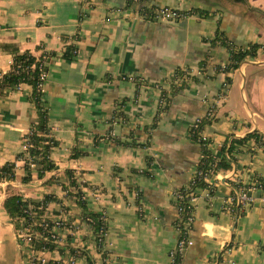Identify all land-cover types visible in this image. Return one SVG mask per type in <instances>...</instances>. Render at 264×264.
I'll return each mask as SVG.
<instances>
[{
  "label": "crops",
  "instance_id": "obj_1",
  "mask_svg": "<svg viewBox=\"0 0 264 264\" xmlns=\"http://www.w3.org/2000/svg\"><path fill=\"white\" fill-rule=\"evenodd\" d=\"M126 2L0 0V72L9 70L12 48L36 58L55 54L47 63L43 98L56 141L49 153L54 167L41 177L33 167L23 182L26 171L16 158L38 118L31 86L0 96V167L14 163L13 178L0 179V197L17 194L28 203L47 197L48 214L64 215L65 209L67 218L78 219L82 210L66 190L75 178L88 210L107 217L109 264H170L178 238L174 192L188 184L200 156L191 137L194 118L216 105L214 119L203 126L216 157L232 139L254 132L264 140V0H145L149 7L186 13L163 23L138 17L136 5ZM217 29L242 48L260 45L255 56L216 73V64L229 61L223 46L207 41ZM67 49L72 58L62 57ZM177 70L187 78L158 115L161 91L169 93ZM223 80L228 87L220 100ZM113 137L135 142L122 145ZM247 143L253 146L251 139ZM234 157L230 168L209 179L211 198L198 190L180 264H264L261 197H252L239 214L225 209L238 191L235 183L248 184L253 176L264 181V147L241 148ZM94 236L82 224L66 248L45 256L62 260L64 249L78 248L77 264H100ZM12 240L16 250L8 264H30L28 249Z\"/></svg>",
  "mask_w": 264,
  "mask_h": 264
},
{
  "label": "trees",
  "instance_id": "obj_2",
  "mask_svg": "<svg viewBox=\"0 0 264 264\" xmlns=\"http://www.w3.org/2000/svg\"><path fill=\"white\" fill-rule=\"evenodd\" d=\"M126 4L130 5V0H127ZM139 7H145L147 9L148 6L144 5L143 3L140 4ZM144 9V8H143ZM150 9V8H148ZM207 41L211 45H221L223 46L229 53V61L225 65V71H230L238 67L239 63L246 57V56H255L256 49L260 46L257 44H249L246 48H242L239 45L234 44L223 31L217 29L212 38L207 39ZM4 48H8L4 46ZM12 63L10 68L6 72H0V96L6 95L12 90H15V87L18 84L25 83L31 86V93L29 95L30 101L34 104L37 111V120L31 124L28 132L25 134L24 137L29 138L31 147L28 148L27 154L23 152L18 155L16 159L23 160V166L25 169V175L22 178L23 182H27L30 180V172L31 166L33 165L34 168L37 169L38 177H41L46 171H50L54 166L53 162L50 160L49 153L53 146L56 145V141L49 135V126L47 123V110L44 105V94L40 93L36 90V85L40 81L41 74L46 75V68L47 63L50 61L52 57L55 56L53 53L44 52L38 58L33 56L28 51L19 52L18 49L12 48ZM45 55V59L42 56ZM71 49H67L62 57L72 58ZM205 61L201 62V66L205 67ZM216 73H219V67L215 68ZM186 73L182 70H177L174 72V75L171 76L169 79L170 91L169 93H165L166 91H161V95L165 99V103L160 108L161 111H164L167 107L170 95L175 91V89L181 87L185 79L183 78ZM187 77V76H186ZM176 80H180L179 84ZM159 111V109H158ZM153 126V125H152ZM153 129V127L151 128ZM191 137L194 142L198 141V135L194 130L191 129ZM115 143L128 145L134 144V140L129 138V141H120L118 137L112 138ZM253 141V146H250L247 142L248 140ZM149 140V136L148 139ZM146 140V141H147ZM147 143V142H146ZM210 143V142H209ZM137 144V143H136ZM143 145V144H141ZM243 145V146H240ZM246 148L247 150H254V148L264 147V140L262 137L257 133H250L246 135L242 139H232L228 146H223L220 151V155L216 157L210 148L207 146H201L200 148V156L195 168V173L192 175L190 181L185 186L177 189L175 191L176 194H181L182 199L178 201H174L175 206H187V200L189 195H194L198 197V190L205 189L208 193L210 198L212 197L214 187L210 183L206 181L207 174H215L220 169H228L230 168V163L235 160L234 154L236 152L241 151V148ZM225 153H228L230 156L227 158ZM26 158H29L28 160ZM13 168L14 163H8L0 167V179H12L13 178ZM257 184V187L264 189V181L253 176L251 177L248 184H240L235 183L234 186L236 188H243L246 189L249 186ZM66 190L69 194L74 195V197L78 198L81 195V191L75 190V180L69 178L68 186ZM49 198L44 197L39 202L28 203L24 201L20 195L12 194L6 197L2 202V207L4 212L9 217L11 222H15V218H27V213L29 211H36L37 215L42 214L37 207L47 202ZM78 206L82 210L83 217H89L91 220V228L95 235L96 242L98 241L97 249L100 250L103 241L105 240L106 236H103L102 233L107 232V217L104 212L96 213L90 212L86 206L84 200L77 201ZM28 205H31V209H28L26 212L24 211ZM234 211L233 214L242 212L239 205H233ZM185 217V213L178 214V219H182ZM178 219L176 221V225L178 224ZM192 225V224H191ZM190 225V227H191ZM14 229H17L19 226L18 224H14ZM189 227V228H190ZM36 250L42 249L43 247L48 248L49 250L53 248H57L55 244L48 241L45 237L36 239L33 244ZM183 254L176 258L175 264H180Z\"/></svg>",
  "mask_w": 264,
  "mask_h": 264
},
{
  "label": "built area",
  "instance_id": "obj_3",
  "mask_svg": "<svg viewBox=\"0 0 264 264\" xmlns=\"http://www.w3.org/2000/svg\"><path fill=\"white\" fill-rule=\"evenodd\" d=\"M143 2H145V0H130V5H129V6L136 5L135 15L143 19L154 20V21L163 23V22L181 20L186 15V13L181 10H178L176 8H170L167 6H158V7L148 6L147 9L145 7H139L140 4H142ZM42 58L45 59V55H43ZM225 65L226 64H222V65L216 64L215 68L218 66L219 73H224V72H227L225 71ZM186 76H187V73L183 78L186 79L187 78ZM45 78H46V75L41 74L39 78L40 81L36 85V90L43 94L45 92ZM23 84L25 83L18 84L15 87V90H19ZM227 87H228L227 80H223L221 83L220 91L217 96L218 99L223 100L225 98ZM165 102L166 101L164 97L160 95L158 102H157L158 108H159L158 115L163 113V111H161L160 108L163 106ZM215 114H216V105L210 104L208 108L206 109V111L202 115L194 118L192 122L191 129L194 130L196 134L198 135V141H196V143L199 145V147L207 146V148L211 149V146H210L211 143H209L210 140L203 132V126L207 124L208 122L212 121L215 117ZM30 147H31L30 140L29 138L25 137L24 144H23V153L27 154L28 148ZM26 159L28 160L29 158H26ZM30 166L32 167L33 165H30ZM212 176H214V174L213 175L207 174L205 176L206 181L209 184H210L209 179ZM72 179L75 180V178H72ZM257 186H258L257 184H254L246 189L239 187L236 193V196H234L233 198H228L227 200L228 202L225 205L226 211H229L230 213L233 214L234 204L239 205L241 209L246 208V206L252 200V197L248 196V192H254L256 190H259L261 192V195H262L261 200L264 202V189H261L260 187H257ZM81 188H82L81 184L78 181L75 182V190L77 189L78 191H80ZM206 195L208 196L207 191H206ZM73 199H74V204L78 205L77 201L78 200L85 201L86 197L83 195L81 191L80 197L75 198L73 195ZM180 199H182V195L176 194L174 192V200L178 201ZM196 199L197 197L191 194L189 195V198L187 200V203H188L187 206H184V207L175 206L178 214L179 213L183 214L184 212L185 217H183L182 219L181 218L178 219V224L176 225V231L178 233V238H177V242L174 248L170 252V264H175L176 258L184 253V249H185L186 242H187V235L190 229L189 227L194 221V206H195ZM47 204L48 202H44L43 204L41 203L39 207H37L38 210L42 212V214L44 213V216L42 218H41L42 214L37 215L36 211L26 212L28 209H31V206L28 205L26 207L24 211L27 213V218H19L20 227L17 230V237H18L17 245L20 249L22 247H26L29 251V254L31 252V254L29 255L30 264H77L79 257H80V252H81V249H78V248H73V249L71 248V250H69V248L64 249V250H67V256L65 260H61V259L52 260L44 256L35 257L32 255V252H35L32 247L36 239L45 237L48 241L52 242L53 244L56 243L55 244L56 247L66 248L67 241L73 238L74 234L76 233L80 225L85 224L86 226L90 228V230H92L91 220L89 217H83L82 215H80L78 219L76 218L70 219L66 217V213H68L69 211L65 209L60 210L63 212L64 215L54 216L52 214L53 216H51L46 212ZM106 233L107 232L102 233L103 236H106ZM94 241L97 247L98 241L96 242L95 236H94ZM104 245H105V240L103 241V245L101 249L98 250L101 253L100 264H109V257L106 252V249L104 248ZM39 250H40L39 252H41V254H44V255L49 251V249L45 247Z\"/></svg>",
  "mask_w": 264,
  "mask_h": 264
},
{
  "label": "rangeland",
  "instance_id": "obj_4",
  "mask_svg": "<svg viewBox=\"0 0 264 264\" xmlns=\"http://www.w3.org/2000/svg\"><path fill=\"white\" fill-rule=\"evenodd\" d=\"M33 168V166L31 167ZM10 180V179H6ZM2 198L0 197V264H8L9 262H12L14 260V253L15 252V244L12 240V237L15 238V241L18 243V237H17V230L20 226L17 227V229H14L11 225L18 224L20 222L19 218H15V222H11L9 217L4 212V209L2 207ZM53 216L52 214H49ZM44 216V213L41 215V218ZM74 219V218H73ZM56 244V243H54ZM33 250L35 252H32V255L35 257H46L44 254H41L39 252L40 250H36L35 246L33 245ZM20 252V251H19ZM46 253V252H44ZM31 254V252H30ZM65 260V259H62ZM13 263V262H12Z\"/></svg>",
  "mask_w": 264,
  "mask_h": 264
},
{
  "label": "water",
  "instance_id": "obj_5",
  "mask_svg": "<svg viewBox=\"0 0 264 264\" xmlns=\"http://www.w3.org/2000/svg\"><path fill=\"white\" fill-rule=\"evenodd\" d=\"M248 196L250 197H256V198H260L262 195H261V192L259 190L257 191H254V192H248Z\"/></svg>",
  "mask_w": 264,
  "mask_h": 264
}]
</instances>
